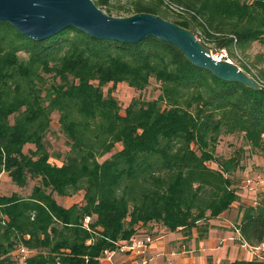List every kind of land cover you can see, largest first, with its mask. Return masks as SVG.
I'll list each match as a JSON object with an SVG mask.
<instances>
[{
	"label": "trees",
	"instance_id": "trees-1",
	"mask_svg": "<svg viewBox=\"0 0 264 264\" xmlns=\"http://www.w3.org/2000/svg\"><path fill=\"white\" fill-rule=\"evenodd\" d=\"M93 2L113 16L160 15L229 58L264 44V0ZM166 6L186 15L173 17ZM255 58L242 66L255 67L260 89L221 80L152 36L125 43L69 26L37 41L0 21V175L21 187L39 181L27 196L0 193V264H14L21 247L26 264H99L104 249L128 243L151 222L168 231L203 222L207 231L239 198L243 148L218 156L221 136L240 134L250 149L264 147V69L256 66L263 56ZM150 79L158 96L133 98L123 113L102 89L125 81L142 90ZM54 111L68 144L60 163L46 139ZM26 144L34 148L24 152ZM81 192L82 202L68 207L53 197ZM237 229L250 246L264 240V201L244 207Z\"/></svg>",
	"mask_w": 264,
	"mask_h": 264
},
{
	"label": "water",
	"instance_id": "water-1",
	"mask_svg": "<svg viewBox=\"0 0 264 264\" xmlns=\"http://www.w3.org/2000/svg\"><path fill=\"white\" fill-rule=\"evenodd\" d=\"M0 21L37 41L69 26L93 38L125 43L152 36L173 44L192 65L208 70L221 80L239 82L253 89L261 87L253 76L233 62L214 58L211 50L190 29L157 14L137 12L113 16L96 6L93 0H0Z\"/></svg>",
	"mask_w": 264,
	"mask_h": 264
},
{
	"label": "rangeland",
	"instance_id": "rangeland-1",
	"mask_svg": "<svg viewBox=\"0 0 264 264\" xmlns=\"http://www.w3.org/2000/svg\"><path fill=\"white\" fill-rule=\"evenodd\" d=\"M117 1L123 2L124 0H112V2L116 3ZM170 15L173 17L177 16V14L186 15L183 12H179L176 7H168L165 8ZM198 37V36H197ZM200 37V38H199ZM199 40H206V46H213V41H209L205 39L203 35H199ZM201 41V40H200ZM203 43V42H202ZM214 54V53H213ZM255 54H262L263 60L256 64L257 68L264 69V44L255 41L252 43L251 49L247 54L241 53L239 50H234V57L230 56V60L240 67L243 70L242 64H253L256 61ZM251 72L249 73L256 75L255 67H252ZM50 74L44 76L48 77ZM47 80H51L47 78ZM264 83V80L262 81ZM104 93L109 91L111 95H113L120 106V111L123 113L124 108L127 107L129 102L136 97H140L143 100L154 99L159 94V84L154 80L150 79L149 84L142 90H137L132 86H129L127 82H109L103 85ZM50 126L46 133V139L48 141V151L51 156V160L57 163H60L61 160L66 156L68 150V144L65 136L60 131V127L58 124V113L54 111L50 116ZM34 146L32 144H26L23 147V151L27 152L29 149H33ZM120 148V144H117L116 147L105 154L99 160H103L105 157L109 156L110 153ZM238 148H243L242 154V169L238 170V179L239 181V198L235 201L232 206L227 210L228 214L225 217L231 222L228 229L232 232H238L237 223L242 215L243 209L247 205H255L258 202L264 201V147L260 150H252L249 148L247 144H245L242 140L240 134H231V135H222L220 141L216 146V154L221 157H228L234 153ZM39 184V181L36 179H28L25 186L16 185L6 172L1 173L0 175V193L10 195L11 193H17L20 196H27L30 194L34 185ZM53 197L56 201L68 207L73 203H81L82 202V192L76 193L71 196H61L56 193H53ZM195 230L199 235H202L205 231L203 222L199 223V226L196 228H192L191 230L187 229H178V231L183 234H189L190 231ZM167 230L165 226H162L159 222H151L147 227L143 228L140 231L141 235H137L136 237H144L146 235L150 236L152 239L156 236L164 234ZM177 231V230H176ZM238 238L241 239L240 235L234 236V241L237 242ZM242 244V243H241ZM242 247V246H241ZM221 254H224V247L221 246ZM249 252L250 250L246 248ZM13 252L14 264L20 263V258H22L20 253ZM251 253V252H250ZM223 256V255H222ZM253 258H256L253 256Z\"/></svg>",
	"mask_w": 264,
	"mask_h": 264
},
{
	"label": "crops",
	"instance_id": "crops-1",
	"mask_svg": "<svg viewBox=\"0 0 264 264\" xmlns=\"http://www.w3.org/2000/svg\"><path fill=\"white\" fill-rule=\"evenodd\" d=\"M227 214L225 211L211 219L207 231L202 235L195 230L189 234L178 230L166 231L154 237L141 255L132 251L117 252L112 262L102 259L99 264H140L142 261L146 264H220L237 259H253L246 247H241L240 238L234 241V236L240 234L228 229L231 222L225 217ZM221 246L225 249L224 254H221Z\"/></svg>",
	"mask_w": 264,
	"mask_h": 264
},
{
	"label": "built area",
	"instance_id": "built-area-1",
	"mask_svg": "<svg viewBox=\"0 0 264 264\" xmlns=\"http://www.w3.org/2000/svg\"><path fill=\"white\" fill-rule=\"evenodd\" d=\"M212 55L216 59H225V60L232 62L228 58L227 52L225 50H221L220 52L215 53V54L212 53ZM152 240L153 239L148 235L141 237V238L133 237L128 243L122 244L115 249H104L99 260L106 259L109 262H112L113 257L115 256L117 252L132 251L133 253L137 255H141L145 252L146 248L148 247V245L151 243ZM241 246L248 248L254 257L258 259H264V240L255 246H250L246 242L242 241ZM18 253L22 255L21 256L22 258H20V261H19L20 263L18 264H26L25 258H26V255L28 254V251L24 247H21L19 248ZM56 264H64V263L57 262ZM140 264H146V262L142 261L140 262Z\"/></svg>",
	"mask_w": 264,
	"mask_h": 264
}]
</instances>
